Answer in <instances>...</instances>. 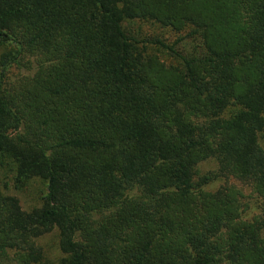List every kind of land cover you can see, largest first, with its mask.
Listing matches in <instances>:
<instances>
[{"label":"trees","instance_id":"trees-1","mask_svg":"<svg viewBox=\"0 0 264 264\" xmlns=\"http://www.w3.org/2000/svg\"><path fill=\"white\" fill-rule=\"evenodd\" d=\"M0 51V172L42 187H0V264H264V206L207 190L264 200V0H0Z\"/></svg>","mask_w":264,"mask_h":264},{"label":"rangeland","instance_id":"rangeland-1","mask_svg":"<svg viewBox=\"0 0 264 264\" xmlns=\"http://www.w3.org/2000/svg\"><path fill=\"white\" fill-rule=\"evenodd\" d=\"M125 29L130 36L139 39V41L146 40H161L167 46H171L175 41L179 40L185 35V32L173 33L167 28H162L157 24L147 23V22H137L128 21L125 24ZM188 44V42H187ZM189 45H187L185 51H187ZM1 52V51H0ZM148 54L156 55L161 61L166 64L174 63L167 52L161 50L160 48L148 46L146 48ZM201 170L205 173L214 172L216 170V164L213 161H208L201 164ZM3 184L8 186V194L15 197L23 210L30 209L38 204V199L42 195L40 192L42 187H40L39 182H35L36 188H32L28 192L18 193L13 190L12 187V175L0 172V187L3 188ZM40 187V188H39ZM39 188V189H38ZM38 189V191H36ZM219 189H231L237 193V207L239 208L240 219L243 222H251L255 218H260L262 216L264 200L262 197L257 195L252 188L239 180L227 176L220 177L212 184L207 187L208 191H217ZM56 240V231L53 230L40 240V246L43 251L48 254L53 261L58 260L60 254L54 241Z\"/></svg>","mask_w":264,"mask_h":264}]
</instances>
